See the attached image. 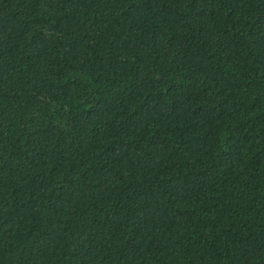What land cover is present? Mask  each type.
I'll use <instances>...</instances> for the list:
<instances>
[{
  "label": "trees",
  "instance_id": "obj_1",
  "mask_svg": "<svg viewBox=\"0 0 264 264\" xmlns=\"http://www.w3.org/2000/svg\"><path fill=\"white\" fill-rule=\"evenodd\" d=\"M0 264H264V0H0Z\"/></svg>",
  "mask_w": 264,
  "mask_h": 264
}]
</instances>
